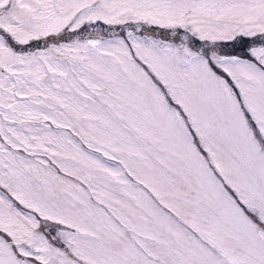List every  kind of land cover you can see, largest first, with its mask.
<instances>
[{"label": "snow or ice", "instance_id": "snow-or-ice-1", "mask_svg": "<svg viewBox=\"0 0 264 264\" xmlns=\"http://www.w3.org/2000/svg\"><path fill=\"white\" fill-rule=\"evenodd\" d=\"M0 264H264V0H0Z\"/></svg>", "mask_w": 264, "mask_h": 264}]
</instances>
